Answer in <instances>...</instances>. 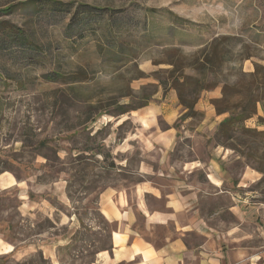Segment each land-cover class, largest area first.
<instances>
[{"label": "rangeland", "instance_id": "rangeland-1", "mask_svg": "<svg viewBox=\"0 0 264 264\" xmlns=\"http://www.w3.org/2000/svg\"><path fill=\"white\" fill-rule=\"evenodd\" d=\"M219 35L235 38L230 66L241 54L250 56L245 72L264 64V0H0V175L22 184L0 187V236L16 246L0 264H92L109 248L114 224L99 211V192L122 183L116 162L128 156L129 174L143 156L125 153V137L136 139L146 113L177 96L150 75L170 66L154 62L168 47L189 56ZM128 102L139 111L116 115ZM186 111L175 122L179 158L219 123L207 110ZM202 121L214 127L194 133Z\"/></svg>", "mask_w": 264, "mask_h": 264}, {"label": "crops", "instance_id": "crops-1", "mask_svg": "<svg viewBox=\"0 0 264 264\" xmlns=\"http://www.w3.org/2000/svg\"><path fill=\"white\" fill-rule=\"evenodd\" d=\"M220 96L218 89L209 101L200 98L196 111L207 110V120L215 116L220 123L223 117L211 102ZM183 108L175 95L171 104L146 113L136 139L125 137V153L138 147L143 156L129 174L128 156L125 164L116 162L125 168L122 183L99 192V211L114 226L109 248L92 264H264V172L213 144L210 135L203 138V147L192 145L191 157H177L175 122ZM260 117L261 104L245 123L264 130ZM203 122L193 126L194 133L214 127ZM20 185L0 175L2 189ZM20 197L23 205L31 202L29 193ZM15 250L0 236V257Z\"/></svg>", "mask_w": 264, "mask_h": 264}, {"label": "trees", "instance_id": "trees-1", "mask_svg": "<svg viewBox=\"0 0 264 264\" xmlns=\"http://www.w3.org/2000/svg\"><path fill=\"white\" fill-rule=\"evenodd\" d=\"M89 8L84 4L82 12L94 13ZM95 9L104 12L108 8ZM234 39V36L219 35L189 56L177 47H168L163 52V58L154 63H165L170 68L156 70L150 75L158 80L164 93L176 90L179 103L187 110L186 116L198 114L195 108L204 90H214L221 86V96L213 98L211 102L218 115L226 116L217 125L210 140L245 157L247 164L264 172V130L248 127L245 123L257 114L258 105L264 102V64L256 62L253 71L245 72L241 63L250 56L241 54L239 65L235 63L230 66L226 58L228 47L234 44ZM226 70L234 73V79L224 76ZM149 98L148 95L144 102ZM132 105L131 102L121 105L116 115L139 108ZM247 158H257L258 161L253 163L247 161Z\"/></svg>", "mask_w": 264, "mask_h": 264}]
</instances>
